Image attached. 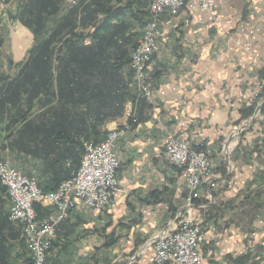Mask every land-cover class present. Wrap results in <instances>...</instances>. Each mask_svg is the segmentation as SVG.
I'll use <instances>...</instances> for the list:
<instances>
[{
	"label": "crops",
	"instance_id": "crops-1",
	"mask_svg": "<svg viewBox=\"0 0 264 264\" xmlns=\"http://www.w3.org/2000/svg\"><path fill=\"white\" fill-rule=\"evenodd\" d=\"M23 2L12 0L6 9L14 30L6 19L0 20V69L4 71L8 59L13 64L23 62L35 42L33 33L15 18ZM212 2L218 17L214 23L211 13L203 10L183 9L176 16L162 17L151 66L156 76L153 101L148 107L138 105L132 121L123 116L129 79L126 61L137 44V21L147 13L148 0H84L77 9L78 36L69 57L70 65L77 62L83 67L82 78H77L82 85L76 86L83 102L69 107L83 113L85 133L94 126V138L105 137L111 129L120 132L115 145L119 190L113 203L100 211L73 209L59 224L44 264H152L150 249H143L146 242L174 222L187 195L182 172L163 159L170 136L211 149L215 185L209 200L215 209L207 219L200 215L206 209H195L203 225L201 264H253V260L264 264V107L254 117L253 103L264 90V0ZM49 3L46 9L58 10L59 16L62 1ZM94 4L110 8L94 13ZM108 9L118 15L111 16V23L119 19L121 26L113 42L96 43L94 28ZM106 31L101 33L107 35ZM115 63L123 67L113 74ZM95 67L103 68L96 71L99 78H92L90 70ZM243 124L245 128L232 136ZM199 132L202 136L195 137ZM53 140H46L52 142L47 145L59 146ZM60 145L70 147L68 142ZM10 155L25 173L36 175L40 188H49L54 177L64 178V168L53 164L55 154L50 151L42 154L45 157L16 150ZM154 193L157 197H152ZM37 205L41 215L53 211L52 206ZM9 207L6 193L1 192V216L8 217ZM17 240L9 242L22 251ZM12 256L13 252L10 264Z\"/></svg>",
	"mask_w": 264,
	"mask_h": 264
},
{
	"label": "built area",
	"instance_id": "built-area-1",
	"mask_svg": "<svg viewBox=\"0 0 264 264\" xmlns=\"http://www.w3.org/2000/svg\"><path fill=\"white\" fill-rule=\"evenodd\" d=\"M12 0H0V20L6 19V9ZM81 0H62L67 8L77 5ZM212 0H148V17L142 25L141 35L130 54L129 66L133 74L131 86L134 100H128L123 113L126 121L134 120L136 102L144 99L152 104L153 79L148 73L149 64L154 57L160 35L162 17L176 16L183 9L203 10L212 15V22L218 20ZM253 100L254 117L260 115L264 107V90ZM245 128L236 127L233 135ZM120 136L117 129H111L100 141L84 142V154L74 174L61 182L54 191L46 192L38 185L35 174L25 173L13 162L7 148L0 143V184L4 187L10 207L8 219L21 226V238L28 248L26 259L20 264H44L56 239V231L70 212L77 207L100 211L111 205L119 190L117 170L120 160L116 152V142ZM202 133L195 134L201 137ZM200 144L170 136L166 140L164 160L183 174L187 196L174 222L162 228L146 242L150 249L148 260L152 264H201L202 254L199 240L203 225L195 216V209L205 210L211 197V187L215 185L211 152ZM226 152L225 147L222 148ZM206 192V200L196 203ZM209 194V195H208ZM37 204L53 207L49 215H40Z\"/></svg>",
	"mask_w": 264,
	"mask_h": 264
},
{
	"label": "trees",
	"instance_id": "trees-1",
	"mask_svg": "<svg viewBox=\"0 0 264 264\" xmlns=\"http://www.w3.org/2000/svg\"><path fill=\"white\" fill-rule=\"evenodd\" d=\"M40 1L25 0L16 16L14 15L33 33L35 42L23 62L13 64L8 59L7 70L0 69V141H3L1 148H7L9 152L16 150L18 153H28L33 156L46 154L48 151L55 154L53 164L57 165V168H64L62 169L64 178L54 177L49 188H42L49 192L56 190L61 182L74 174L84 154V142L89 140L97 142L102 138L93 137L94 126H91V131L85 133L82 128L83 113L78 109L70 110L69 107L71 103L75 106L77 102H83V97L79 94L82 91L76 87L82 85V82H78L77 78H82L83 67L76 65L77 62L70 65L69 56L72 53L70 49L76 42L74 38L78 36L75 32L77 22L74 14L77 13V9L84 3V0L71 8L62 4L64 9L60 7L61 14L59 16L56 14L58 10L46 9L51 0ZM58 1L60 3V0ZM56 2L57 0H53L54 4ZM94 5L92 10L94 13L104 12L106 8H110L107 4ZM112 12L110 14L108 9L106 18L98 26H95L93 37H95L96 43L111 41L112 36L118 33L117 30L121 26L120 20L117 19V23L112 24L111 16H118L115 13L117 11ZM84 17L80 18V24H83L82 18ZM147 17L148 11L138 18L137 24L142 26ZM104 28L108 30L106 31L107 35L101 33ZM1 42L2 40H0ZM122 67L121 64L115 63L111 68L113 74H116ZM102 69L100 67L92 68L90 70L92 78H99L96 71L100 73ZM129 72L131 71L128 70L127 75ZM154 77L156 76L152 74V78ZM113 78H116L115 75ZM129 81L131 82V78L128 79L125 102L135 99ZM77 93L80 98L76 97ZM141 103L147 107L151 105L144 99H138L136 114L138 105ZM71 111L74 120L72 117L69 119ZM247 114H249V110L242 113L243 117ZM51 138L59 146H48L47 144L52 142L46 140ZM60 142H68L70 147L62 146L63 144L60 145ZM42 157L45 156L42 155ZM45 159L48 160V158ZM60 159L65 160L64 164ZM1 192H5V189L0 184ZM152 197H157V195L154 193ZM204 201L207 200L202 198L195 200L196 203ZM257 205L259 204L257 203ZM36 209L41 215L38 205H36ZM214 209L213 204L206 208L203 213L204 217L206 216L205 219L211 216L209 214ZM13 223L15 222L0 214V264H10L11 262V253L15 244L9 242V239L18 237V240L24 243L20 237V224L19 228H14ZM257 262L252 261L253 264H257Z\"/></svg>",
	"mask_w": 264,
	"mask_h": 264
},
{
	"label": "rangeland",
	"instance_id": "rangeland-1",
	"mask_svg": "<svg viewBox=\"0 0 264 264\" xmlns=\"http://www.w3.org/2000/svg\"><path fill=\"white\" fill-rule=\"evenodd\" d=\"M63 3V2H62ZM80 3V2H79ZM78 3V4H79ZM77 4V5H78ZM76 6V5H75ZM71 8V7H70ZM62 9H64V8H62ZM9 21H13V19L10 17L9 18ZM138 28V38H137V42H138V40H139V38H140V35H141V29H142V26L141 25H139L138 24V26H137ZM8 28L12 31V30H14V26H13V24H11V25H9L8 26ZM160 34H161V27H160ZM160 36V35H159ZM159 38V37H158ZM137 45V44H136ZM136 45L131 49V52L133 51V49L136 47ZM131 52H130V54H131ZM0 54H3L2 52H0ZM130 60V56H129V58H128V61ZM128 61H127V63H128ZM153 62H154V59L152 58V61L150 62V64H149V71H148V73L151 75V77H152V72H151V66L153 65ZM20 63V62H19ZM19 63H17V64H19ZM127 70H129L130 71V66H129V63L127 64ZM128 73V72H127ZM127 78H131V80H132V78H133V74H132V72H129V75H127ZM153 79V78H152ZM129 83H131L130 81H129ZM141 99V98H140ZM126 111V107L124 108V110H123V113ZM194 141V140H193ZM188 143H190V144H192L191 143V141H187ZM201 148H204V149H208V150H210V152H211V149L210 148H205V147H201ZM164 153V152H163ZM11 156V155H10ZM212 156V155H211ZM12 159V158H11ZM164 159V158H163ZM167 163V162H166ZM171 166V165H170ZM171 167H173V166H171ZM173 168H175V167H173ZM176 170H177V168H175ZM187 196V195H186ZM186 198V197H185ZM202 198V197H201ZM211 204H209V206H210ZM208 206V207H209ZM181 210V208H179L178 209V211L175 213L176 215H175V218H176V216H177V214L179 213V211ZM197 210H201V211H204V210H202V209H197ZM194 213H195V210H194ZM201 213V212H200ZM201 216H204L202 213L200 214ZM195 216H196V214H195ZM197 217V216H196ZM199 220H201L200 219V217L198 216L197 217ZM20 237H21V235H20ZM17 242L19 243V245H20V248L22 249V251L21 250H15V249H13L12 250V252H13V256H12V258H13V263L12 264H20V262L22 263V262H24V260L26 259L25 257H26V255H27V249H26V246H24L25 244L24 243H22V242H20V240H17ZM21 243V244H20ZM143 249H146V247H144Z\"/></svg>",
	"mask_w": 264,
	"mask_h": 264
}]
</instances>
